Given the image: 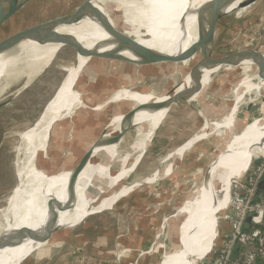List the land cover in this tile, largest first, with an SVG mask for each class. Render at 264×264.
I'll list each match as a JSON object with an SVG mask.
<instances>
[{"label":"rangeland","instance_id":"1","mask_svg":"<svg viewBox=\"0 0 264 264\" xmlns=\"http://www.w3.org/2000/svg\"><path fill=\"white\" fill-rule=\"evenodd\" d=\"M86 1L32 0L3 26L0 41L18 31L70 15ZM242 1L245 0L237 1L225 12L235 9ZM119 3L114 5L116 10L121 6ZM114 14L122 30L133 28V22L130 19L126 21L125 13ZM249 49L264 51V0L241 14L231 15L225 24H221L216 32L211 56L219 58ZM6 55L14 59V65L0 86V103L11 100L0 108V211L5 209L8 198L18 184V170L24 162L27 145L22 142L21 135L34 127L77 58L67 47L61 49L48 64L47 59L29 65L23 63L14 50ZM199 55L195 63L201 58ZM176 68L174 64L136 66L108 59L92 60L77 85L84 104L77 108L72 117L53 128L47 145L48 157L65 148L62 160L66 171L70 167L79 168L83 162L80 152L97 137L93 149L101 144L102 132L107 129V120L112 114L126 113L135 106L127 102L115 103L110 101L112 97L125 89L164 95L174 84ZM251 75L253 73L243 68L221 70L208 81L206 90L196 102H180L175 106L138 168L119 186L151 178L160 168L158 180L132 190L128 196L119 199L112 210L90 217L68 231L56 244L39 250L34 255L45 257L36 264H124L125 257L133 259L132 264H159L164 255L174 251L178 246V236L177 222L173 224L172 217L184 201L196 192L204 169L225 151L231 139L230 132H241L239 135H242L247 132L246 125L264 117V90L259 95L249 92L238 104L232 129L211 127V123L217 126L225 123L235 101L236 89ZM244 90L241 88L238 93ZM101 106L102 109H96ZM207 121H210L207 132L212 135L198 142L181 157L165 161L179 146L202 133ZM136 134L135 130L127 132L122 144L130 146ZM263 161L264 155L256 156L250 170ZM65 167H60L56 173H61ZM168 169L171 171L167 172ZM117 170L115 168L112 175ZM144 218L147 222L139 229L136 221ZM129 222L137 228L134 232L137 235V248L129 244L125 234ZM220 234L219 230L218 242ZM141 252L145 254L140 257ZM103 254H108L110 258L103 261Z\"/></svg>","mask_w":264,"mask_h":264},{"label":"bare ground","instance_id":"2","mask_svg":"<svg viewBox=\"0 0 264 264\" xmlns=\"http://www.w3.org/2000/svg\"><path fill=\"white\" fill-rule=\"evenodd\" d=\"M214 1L95 0L90 10L76 20L75 25L59 28L58 32L83 42L87 49H93L94 44L106 39L110 31L122 30L114 12H123L126 21L130 19L133 22L134 26L129 30V34L138 42L164 54L176 55L197 41L198 30L207 24L210 17L228 9L224 0H220L212 9ZM117 3L121 5L119 10L114 6ZM61 49L63 46H39L32 41H24L14 51L21 56L23 63L29 65L45 59L48 64ZM110 49L111 47L101 50ZM6 54L0 55V86L4 79L8 78L9 69L14 65V59L7 58ZM123 55L136 62L145 59L142 47H127ZM199 56L201 58L198 61H203L205 52ZM196 61L197 59L194 58L189 63L186 62L185 66L191 67ZM90 63L88 59L77 56L34 127L21 135L22 142L27 144L23 154L24 162L18 170V184L8 198L5 209L0 211V236L9 232L13 240H23L33 231L41 230L39 232L43 233L47 229L77 224L88 216L91 203L99 193L112 189L118 181L127 177V170L138 163V158L144 152L146 135L164 120V114L159 112L165 94L157 96L155 93L144 94L126 89L116 93L110 101L134 104V108L126 113L112 114L107 122L111 123L114 129H106L102 132V142L96 149H93V145L98 137L85 146L79 154L83 162L70 181L72 174L66 171L62 160L65 148L63 151L52 153L49 158L47 145L53 128L61 121L72 117L77 108L83 106V96L77 91V85ZM240 68L246 69V72L253 75L239 85L235 96L241 88L259 95L260 90L264 89V79L259 71L250 63H244ZM209 75L207 70L200 80L184 81V89L188 91L190 98L189 103L196 102L206 90L208 81L213 78ZM102 108L103 106L96 109ZM121 126L136 129L135 140L130 146L122 144L127 132L120 134L115 131ZM212 126L219 127L214 123H211ZM148 127L149 132L146 133ZM208 127L210 125L205 124L204 128ZM245 128H248L247 132L242 135H239L241 132L237 134L230 132L228 153H224L220 158L209 181L190 195L172 217L174 219L172 223L177 222L175 227L178 246L174 251L163 256L164 264H199L210 252L216 230L211 228L212 223L209 224L205 214L216 213L218 218L229 203L233 180L245 177L256 156L264 155V117L254 120ZM185 150L178 151L179 157ZM60 167L65 169L57 174L56 171ZM115 168L120 172L114 176L112 172ZM169 169L167 172L171 171ZM130 193L131 191L125 190L116 197L105 199L95 211L109 209L112 203ZM58 205L68 210L61 213ZM205 229L206 238L200 241V234ZM30 244L31 241L20 247L1 251L0 264H17L31 252ZM185 252H187L186 256Z\"/></svg>","mask_w":264,"mask_h":264},{"label":"water","instance_id":"3","mask_svg":"<svg viewBox=\"0 0 264 264\" xmlns=\"http://www.w3.org/2000/svg\"><path fill=\"white\" fill-rule=\"evenodd\" d=\"M32 0H0V31L3 28V26L16 14H18L27 4H29ZM95 0H87L84 2L80 7L77 8V10L67 16L61 17L60 19L52 20L51 22L42 23L33 27H29L27 29L18 31L5 39L0 41V55L4 53H8L12 50H17L20 43L24 41H32L39 46H63V48L67 47L71 49L76 55L79 56L82 59H88L89 61L96 60V59H108V60H115L120 61L128 64H133L136 66H150V65H158V64H174L177 66L175 73H174V84L172 88L163 96L162 105L160 107L161 114H164V120L162 123L156 127L149 135H146L144 139V152L141 154V156L138 158V163L132 166L129 171L127 170L126 174L127 177L121 179L117 182L116 186L112 189H107L103 193H99L97 197H95L94 201L91 203L90 209L88 210V216L83 218L81 221H79L77 224L74 225H63L59 227H55L53 229H47L46 231L39 232V231H33L29 233L28 238H25L23 240H13L10 237L9 232H5L0 236V252L6 249H14L16 247L22 246L26 242H30V249L31 252L27 254L21 261H19L17 264H23L25 261H27L31 256L36 254L39 250L46 248L48 246H51L53 244H56L59 242L63 236L70 230L77 228L81 224H83L87 219H89L92 216L101 214L103 212L112 210L114 205L117 203L116 200L114 203H112L111 207L109 209H101L99 211H95L96 208H98L102 201L105 199H110L111 197L118 196L122 191L128 190L132 191L140 186L143 185H151L154 184L158 180V176L160 174V168L154 173V175L151 178H147L138 182H135L131 185H121L119 186L125 179H127L140 165L142 162L145 154L147 153L149 146L151 142L154 140L155 136L158 134L159 130L163 126L165 120L167 119L169 113L172 111V109L177 106L180 102H189L190 98L188 97V91L184 89V81L185 80H200L204 77L206 74V71L208 70L210 75L214 76L216 73H218L221 70L224 69H237L240 68L241 65L244 63H250L253 65L260 73V76L264 79V51H258L256 49H249V50H243L235 53H231L229 55L219 57V58H212L211 56V49L215 41V36L218 28L221 26V24H225L233 14H241L242 11L251 8L255 4H257L260 0H245L242 1L238 6L231 10L230 12H220L219 14L212 16L209 18L206 25H204L201 29L198 30V39L195 43H193L190 47L185 49L183 52L178 53L176 55H168L164 54L160 51L150 49L144 45H142L140 42H138L134 37H132L129 33V30H113L110 31L107 34L106 39L97 42L94 44L93 49H87L86 46L81 43L80 41L69 37L67 35L61 34L58 32L59 28L63 27H70L75 25L76 20L85 12L90 10V8L94 5ZM220 0H215L214 5L211 6L213 9ZM226 3L227 8L231 7L233 4H235L238 0H224ZM212 13H210L211 15ZM238 16V15H237ZM98 18L100 15L98 14ZM111 47L109 51H102L103 48ZM127 47H142L145 52V59L136 62L132 61L125 55H123L124 49ZM207 51V52H206ZM205 52L204 62L198 61L196 64H194L192 67H186L185 63L190 62L192 59H196L200 53ZM209 75V76H210ZM264 89L260 90L263 91ZM249 92H252L250 90H244L243 92L239 93L235 97L234 104L230 110V113L228 115V119L225 123L219 125L218 129H232L233 124L235 122V117L238 112V104L240 100ZM11 100L8 99L6 101H3L0 103V108L8 104ZM131 113V112H129ZM128 115V114H127ZM126 115V116H127ZM210 125V123L207 121L206 126ZM107 129H114V126L111 125V123L106 124ZM210 127L204 128L202 133L195 135L194 137L187 140L184 144L179 146L174 152L170 153L165 161L169 159H173L174 157H179V150L186 149L184 152H182L181 156L187 152L189 149H191L194 145H196L198 142L208 138L210 135H212L211 132H207ZM135 130V128L121 126L119 130H115L117 133L123 134L125 132H129ZM149 132V127L146 129V133ZM230 144V143H229ZM229 144L226 146L225 151H223L221 154L217 155V157L204 169L202 173V177L200 178L201 184L198 187L197 191L201 188V186L204 185L207 181H209L212 170L217 165L220 158L223 156V154L228 153ZM134 162V161H133ZM68 173L72 174V177H70V181L74 178L73 175L76 173V167H70L69 170H67ZM120 170L116 173L118 174ZM114 174V176L116 175ZM119 186V187H118ZM117 188V189H116ZM116 189L112 194L106 196L108 193ZM264 193V175L259 183L258 187V195L259 197H262ZM58 210H60L61 213L66 212L68 208L63 207L62 205H58ZM93 210V211H92ZM212 214V215H211ZM207 215V216H206ZM207 221L209 224L212 223L211 228H214L216 230V237L214 239L213 246L210 249V252L204 256L206 258L214 249L217 239L219 238V229H220V221L219 218H217L216 213H209L205 214ZM207 229V228H206ZM206 229L204 232L200 234V241L204 238H206ZM28 239V241L25 242V240ZM199 241V243H200ZM33 242V243H32ZM187 252H185V256ZM163 259V258H162ZM160 261L159 264H164V261Z\"/></svg>","mask_w":264,"mask_h":264},{"label":"built area","instance_id":"4","mask_svg":"<svg viewBox=\"0 0 264 264\" xmlns=\"http://www.w3.org/2000/svg\"><path fill=\"white\" fill-rule=\"evenodd\" d=\"M263 175L264 161L249 170L245 177L233 180L229 203L219 215L220 223L229 225V233L222 235L215 260H204L200 264H257L264 260V232L244 230L250 216H264V198L257 196ZM143 254L141 252L140 257Z\"/></svg>","mask_w":264,"mask_h":264},{"label":"crops","instance_id":"5","mask_svg":"<svg viewBox=\"0 0 264 264\" xmlns=\"http://www.w3.org/2000/svg\"><path fill=\"white\" fill-rule=\"evenodd\" d=\"M264 194V193H263ZM137 223H138V228L140 229L141 227H143V223H145V222H147L146 221V218H144V219H141V220H139V221H136ZM129 224H130V226H128V227H126V232H125V234L127 235V237H128V240L130 241L129 242V244L130 243H132L133 245H135L134 247H138V241H136L137 240V235H135V233L134 232H136L137 230V228H134V227H132V223L131 222H129ZM142 224V225H141ZM228 226V225H227ZM153 228V226L151 225V229ZM143 230H144V228H143ZM227 232H229V227H227ZM261 231H263L264 232V228L263 227H261ZM144 232V231H143ZM142 232V233H143ZM224 232V231H223ZM145 233V232H144ZM226 233V232H225ZM124 234V235H125ZM126 237V238H127ZM125 242V241H124ZM120 244H122L123 245V242H119ZM119 244V245H120ZM46 248H48V247H46ZM46 248H44L43 250H45ZM31 257H34L35 259H32L31 260V258H29L27 261H25L23 264H36V262H39V260L41 261L45 256H43V255H33V256H31ZM102 259H103V261H107L110 257H109V255L108 254H103L102 256ZM207 258H209V256L207 257ZM207 258H205V259H207ZM204 259V260H205ZM125 260L126 261H124V264H132V260L130 259V258H128V257H125ZM142 261H145V260H142ZM204 262H206V260L204 261ZM136 263V262H135ZM138 263V262H137ZM257 264H264V260H260Z\"/></svg>","mask_w":264,"mask_h":264},{"label":"trees","instance_id":"6","mask_svg":"<svg viewBox=\"0 0 264 264\" xmlns=\"http://www.w3.org/2000/svg\"><path fill=\"white\" fill-rule=\"evenodd\" d=\"M257 196H258V198H264V194H263L262 197H259V195H257ZM227 225L228 224H226V223H220V229H219L220 233H221L220 234V241L222 239V235L223 234H228L229 233V232H227L228 231L227 227H229V225L228 226ZM261 227H264V216H262V215L250 216L246 220V222L244 224V230L245 231H249V232L261 231ZM229 230H230V227H229ZM220 241L216 242L217 244L215 245V249H213V251L208 255L209 258H207L208 256L206 257L207 258V259H205L206 261H212L213 262L215 260L216 255H217V251L216 250H217V248L219 246ZM238 254H239V252H238ZM238 254L234 253V257H237Z\"/></svg>","mask_w":264,"mask_h":264}]
</instances>
